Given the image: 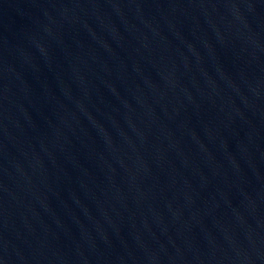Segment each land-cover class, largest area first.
I'll list each match as a JSON object with an SVG mask.
<instances>
[{
  "label": "water",
  "instance_id": "water-1",
  "mask_svg": "<svg viewBox=\"0 0 264 264\" xmlns=\"http://www.w3.org/2000/svg\"><path fill=\"white\" fill-rule=\"evenodd\" d=\"M0 264H264V0H0Z\"/></svg>",
  "mask_w": 264,
  "mask_h": 264
}]
</instances>
